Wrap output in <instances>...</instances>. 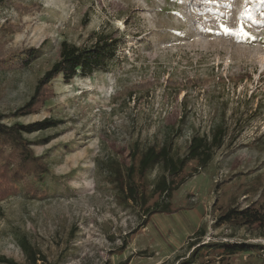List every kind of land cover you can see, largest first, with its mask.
<instances>
[{
  "label": "rangeland",
  "instance_id": "374dc122",
  "mask_svg": "<svg viewBox=\"0 0 264 264\" xmlns=\"http://www.w3.org/2000/svg\"><path fill=\"white\" fill-rule=\"evenodd\" d=\"M106 33L118 49L105 69L56 78L37 112L14 116L63 41L86 47ZM0 41L8 55L37 49L0 68V118L52 122L24 133L49 171L37 182L43 195L0 199V257L29 264L25 238L47 264H183L199 242L226 245L194 264H264V224L220 222L230 208L264 211V0H0ZM219 122L225 144L174 193L170 212L145 222L121 200L115 171L133 146L180 157ZM159 173L136 177L147 199ZM240 244L252 247L224 251Z\"/></svg>",
  "mask_w": 264,
  "mask_h": 264
},
{
  "label": "trees",
  "instance_id": "16d2710c",
  "mask_svg": "<svg viewBox=\"0 0 264 264\" xmlns=\"http://www.w3.org/2000/svg\"><path fill=\"white\" fill-rule=\"evenodd\" d=\"M96 42L91 46L81 47L75 43H61L60 59L43 75L37 83L30 100L14 112V116H24L37 112L43 104L52 97L51 85L58 78L70 79L76 75H92L95 71L105 69L116 56L118 39L110 34L96 35ZM18 53V54H17ZM14 54L4 50L0 41V68L11 64L28 62L37 49L28 48ZM52 123L49 119L28 124H7L0 118V199L23 189L27 194L40 196L44 190L38 183L49 171L47 161L37 156L24 138V133H30L46 128ZM228 129L219 122L210 129V133L195 132L190 138L187 151L183 156L174 157L166 145L156 147L153 144L135 145L131 152V161L124 171H115V182L121 200L125 203L137 204L143 210L147 222L156 213L170 212L174 193L191 177L206 168L214 159L217 151L225 144ZM189 166H193L187 171ZM159 168L160 173L151 189L149 199L141 190L139 181L153 169ZM156 200L149 204L150 198ZM222 223H238L244 225L264 224V211L247 207L241 210L230 208L220 216ZM199 243V242H198ZM195 247L191 259L183 264H194L196 257L204 250L221 249L225 243H207ZM226 245V244H225ZM20 246L27 255L29 264H47L46 257L37 255L27 239H20ZM252 245H227L224 251L228 255L246 251ZM42 260V263H38ZM1 263L18 264L13 259L0 257ZM120 264H127L122 262Z\"/></svg>",
  "mask_w": 264,
  "mask_h": 264
},
{
  "label": "snow or ice",
  "instance_id": "6c2138e0",
  "mask_svg": "<svg viewBox=\"0 0 264 264\" xmlns=\"http://www.w3.org/2000/svg\"><path fill=\"white\" fill-rule=\"evenodd\" d=\"M221 27H224L227 29V26L226 25H221ZM228 31H231V29H227ZM245 35H248L247 33H245Z\"/></svg>",
  "mask_w": 264,
  "mask_h": 264
}]
</instances>
